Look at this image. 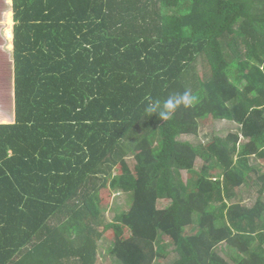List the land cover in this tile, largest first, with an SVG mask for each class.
Wrapping results in <instances>:
<instances>
[{
    "label": "trees",
    "instance_id": "16d2710c",
    "mask_svg": "<svg viewBox=\"0 0 264 264\" xmlns=\"http://www.w3.org/2000/svg\"><path fill=\"white\" fill-rule=\"evenodd\" d=\"M11 9L0 264H100L106 187L107 211L113 192L130 201L107 223L116 264H264V172L251 163L264 160V0H13ZM186 90L195 102L169 120L145 114L146 98ZM215 121L238 130L180 140ZM250 183L260 198L248 207Z\"/></svg>",
    "mask_w": 264,
    "mask_h": 264
},
{
    "label": "rangeland",
    "instance_id": "374dc122",
    "mask_svg": "<svg viewBox=\"0 0 264 264\" xmlns=\"http://www.w3.org/2000/svg\"><path fill=\"white\" fill-rule=\"evenodd\" d=\"M7 0H0V16L5 19V16L7 14V11H2L5 10V5H7ZM8 26V24H6ZM5 25V29H7V26ZM12 26V25H11ZM7 31V30H5ZM243 51H246V48L243 47L241 48ZM1 57V55H0ZM5 58L3 57L0 60V105L3 103V105L0 106V112L5 114L6 113L3 111V108H8L13 107L12 104H8V100L5 102L3 99L7 95V92L9 91L6 88V77L8 76V70H9V65H11V61H6ZM9 62V63H8ZM199 71V70H198ZM3 111V112H2ZM0 122L4 123L7 121H1ZM201 130L200 134L198 136H191V135H185L180 137V140L183 141H188L194 145H199L202 142L206 141V138L204 136L210 137V136H217L219 138H225L227 134L231 132H236L237 125L228 121H215L210 124V122H206L205 124H201ZM208 139V138H207ZM247 142L246 140H241V143ZM198 162H197V169L200 170L201 167L203 166L205 159L203 156L200 154L197 156ZM129 163L131 165H134V160L130 159ZM252 164L256 165L257 168L263 169L264 172V160L261 159H256L251 162ZM185 177L187 176L186 173H184ZM251 176L253 178H256L255 174L252 173ZM253 184L250 183V186H244L243 187V194L240 196V200L242 201V204L251 207L255 205L260 198L258 195V188L252 187ZM110 198V204H109V209L107 211V223L112 222L120 213L126 212L130 208V201L128 196L125 193H112ZM264 201V198L262 199ZM169 205V201L162 200L159 203L160 208L167 207ZM105 219H106V213H105ZM112 233L109 232L107 235H111ZM106 236H104L100 242H99V249H98V259L100 264H106V239H104ZM111 247V243L109 240H107V264H116L114 258L110 257L109 250ZM163 264H167L166 262H163Z\"/></svg>",
    "mask_w": 264,
    "mask_h": 264
},
{
    "label": "clouds",
    "instance_id": "9594fccd",
    "mask_svg": "<svg viewBox=\"0 0 264 264\" xmlns=\"http://www.w3.org/2000/svg\"><path fill=\"white\" fill-rule=\"evenodd\" d=\"M148 99V103L144 108V112L148 117L157 116L162 121H167L172 117V114L180 107H191L195 102V97L190 91H184L182 94H174L169 96L166 100H152Z\"/></svg>",
    "mask_w": 264,
    "mask_h": 264
},
{
    "label": "crops",
    "instance_id": "0c3cea01",
    "mask_svg": "<svg viewBox=\"0 0 264 264\" xmlns=\"http://www.w3.org/2000/svg\"><path fill=\"white\" fill-rule=\"evenodd\" d=\"M9 1V2H7ZM7 5H5V10L2 11H7V14L5 16V19H3L0 16V60L5 56L6 52H12L13 51V40H14V33H13V28H14V21H13V13L11 12L12 5H13V0H7ZM8 24V26L6 25ZM5 25L7 26V29H5ZM12 25V26H11ZM7 30V31H5ZM6 44V45H4ZM10 52V53H11ZM9 53V54H10ZM5 58V57H4Z\"/></svg>",
    "mask_w": 264,
    "mask_h": 264
}]
</instances>
